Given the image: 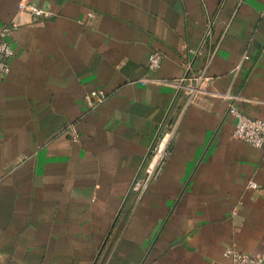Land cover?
Listing matches in <instances>:
<instances>
[{"label":"crops","instance_id":"1","mask_svg":"<svg viewBox=\"0 0 264 264\" xmlns=\"http://www.w3.org/2000/svg\"><path fill=\"white\" fill-rule=\"evenodd\" d=\"M20 1L0 0V24ZM30 1L50 14L12 32L0 78V264H231L228 248L263 251L264 148L233 137L228 101L212 93L231 88L264 121V0ZM184 46L200 51L193 71L212 93L136 191L175 97L145 79L183 77ZM91 89L108 93L94 109Z\"/></svg>","mask_w":264,"mask_h":264},{"label":"built area","instance_id":"2","mask_svg":"<svg viewBox=\"0 0 264 264\" xmlns=\"http://www.w3.org/2000/svg\"><path fill=\"white\" fill-rule=\"evenodd\" d=\"M50 13L30 0H21L17 16L10 22L0 24V78L3 79L10 72L12 59L15 51L10 43L9 37L12 32L24 25H37L42 23L43 18ZM28 17V19H25ZM200 51L184 46L183 66L185 74L179 79L151 78L145 81L171 86L175 89V97L172 110L163 123L160 133L154 141L151 150V159L145 166L142 175L134 182L133 189L142 192L162 172L172 151L175 138L179 132V124L187 109L198 103V100L207 93L212 78L205 71H193L192 55ZM161 51H153L148 58V70L157 72L163 60ZM241 64L237 65L230 73L232 83L236 78ZM212 94L222 97L228 101V112L236 122L233 129V137L242 140L258 148H264V121L245 115L239 107L240 96L231 88L225 92H213ZM108 93L102 89H91L85 95V103L89 109H94L104 103ZM74 141H78L80 134L76 126L71 123L66 127ZM264 157V156H263ZM225 255L230 258L231 264H264V250L257 254H247L234 247L228 248Z\"/></svg>","mask_w":264,"mask_h":264}]
</instances>
